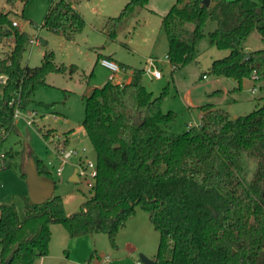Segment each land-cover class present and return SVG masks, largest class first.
<instances>
[{"label":"trees","instance_id":"obj_1","mask_svg":"<svg viewBox=\"0 0 264 264\" xmlns=\"http://www.w3.org/2000/svg\"><path fill=\"white\" fill-rule=\"evenodd\" d=\"M75 1L53 0L39 27L72 39L85 25ZM147 3L127 0L118 15L108 17L104 30L109 39ZM10 14L0 9V45L13 41L0 57V75L6 76L0 89L1 168H8L19 154L3 146L15 128V106L27 109L35 90L46 85V76L67 69L55 63L51 50L43 52L39 65H22L30 35L12 25ZM208 20L216 22L207 34L210 45L228 51L211 61L208 73L240 82L259 72L264 88V0H209L208 5L175 0L160 22L171 72L196 59L195 46L205 36ZM254 28L263 48L246 57L242 44ZM103 57L110 59L102 54L97 59ZM75 69L71 64L68 72ZM131 70L128 82L107 80L83 96L82 127L96 156L91 195L79 211L67 215L51 170L32 156L38 173L54 180V192L41 204H29L24 195L21 217L13 203L0 204V264H37L48 253L53 222L70 236L106 232L116 247V233L137 205L159 234L153 264H264V96L257 108L234 117L211 103L202 104L199 124L173 133L162 126L175 116L161 109L166 92L154 96L141 82L143 68ZM136 113L143 120L139 125L132 123ZM245 156L255 161L251 171L244 166ZM20 174L25 178L23 170Z\"/></svg>","mask_w":264,"mask_h":264},{"label":"rangeland","instance_id":"obj_2","mask_svg":"<svg viewBox=\"0 0 264 264\" xmlns=\"http://www.w3.org/2000/svg\"><path fill=\"white\" fill-rule=\"evenodd\" d=\"M52 1L28 0L25 4L17 2L11 6L6 0H0V9L11 10L10 17L18 23L21 30L26 31L30 37L39 36L37 44L27 42L25 45L21 64L39 65L43 52L51 50L55 63L67 67L62 73H49L46 76V85L35 90L32 96L34 102L27 108L36 113L34 122L27 127L23 119L16 120L15 128L3 145L5 148L19 151V154L8 168L0 169V204L13 203L19 215L23 214V196H27L26 181L20 172L30 157L35 156L44 162L50 160L55 166L58 163L55 149L64 147L80 150L85 147L83 160L96 164L95 151L82 127V120L83 96L89 94L88 86L100 87L108 80L109 71L100 64L98 54L117 59L126 65L123 66L124 71L116 73L112 82L129 80L132 68H142L148 57L154 59L161 70V77L153 79L142 73L141 82L154 96L166 92L161 109L175 113L174 118L166 123L167 129L173 133H181L188 124L196 125L199 121L197 109L188 108L183 104L184 94L193 104L211 97V101L220 105L218 108L225 109L232 117L247 114L262 103L263 75L259 72L255 73V80L250 75L243 77L240 82L225 76H218L215 80L216 77L208 73L211 60L221 58L228 52L210 45L208 41V32L216 27L213 20L206 21L203 26L205 36L195 46L196 59L171 72L166 58L167 39L160 22L162 8L166 4L168 8L175 0H149L146 7L138 10L135 16L124 23L112 40L105 33V21L108 17L118 15L127 0L75 1L74 5L84 18L85 25L72 39L39 27ZM21 11L24 17L20 16ZM187 27L191 29L192 25L188 24ZM42 40H46V45ZM12 45V40L4 41L0 45V57H3ZM242 45L246 48V53L263 48L256 28L250 31ZM71 64H74L76 69L69 73ZM202 73H206L208 78H202ZM217 87L223 88L224 92H213ZM208 93L211 95L208 96ZM37 102L49 106L38 105ZM164 125L165 123L162 124ZM26 127L29 130V139L25 136ZM44 134H47V137ZM65 139L67 143L64 146L62 141ZM77 163L76 156L70 157L63 166L61 175H57L51 167L57 185L55 192L60 194L65 212H77L92 193L87 185V181L92 182L91 177L79 179L75 171L76 178L68 179ZM254 165L253 159L244 157V166L248 171H251ZM50 229L48 253L41 264H103L102 260L106 255L110 260L105 264H136L140 255L153 258L159 240L158 231L151 223L148 213L139 205L134 207L132 216L117 231L116 247L111 245L106 232L70 236L58 222H53Z\"/></svg>","mask_w":264,"mask_h":264},{"label":"built area","instance_id":"obj_3","mask_svg":"<svg viewBox=\"0 0 264 264\" xmlns=\"http://www.w3.org/2000/svg\"><path fill=\"white\" fill-rule=\"evenodd\" d=\"M12 25L18 26V23L16 21H12ZM28 42L32 45L37 44L39 42L37 35L31 36ZM100 64L110 71V74L108 75V80L110 81L114 79V77L116 76V73L124 71V67H121L115 61L105 58V57L100 58ZM143 73L144 74L146 73L150 78H153V79H159L162 75L161 70L157 67L153 58H149L146 61V64L143 67ZM255 73L256 72L254 71L251 74V78L254 80L257 78ZM5 80H6V76L0 75V83L4 84ZM122 82L123 81H120L118 83L121 84ZM35 115L36 113L34 111L27 110V109H20L18 106H15L13 118L15 121L19 118L23 119L26 123V126L28 127L34 122ZM189 126L191 125H188V127ZM55 150L57 151L55 152V156L56 158H58V163L55 164L54 166L50 160L46 161V164L49 167V169L51 170V167H52L57 175H61L63 171V166L65 165V163H67L68 159L72 156H76L78 158V163L76 164L75 171L77 172L79 179L80 177H83L84 179H86L87 176L91 177L93 180L92 182L87 181V185L89 188H92L93 183H94V177L96 175V164H94L92 161L83 160L85 156V152H86L85 147H82V149L80 150H77L76 148L66 149L64 147L59 148V150L57 149ZM4 157H5L4 152L0 151V169H1V163ZM108 261H109V256L106 255L103 258L102 262L103 264H105ZM136 264H143V263L139 260L136 262Z\"/></svg>","mask_w":264,"mask_h":264},{"label":"water","instance_id":"obj_4","mask_svg":"<svg viewBox=\"0 0 264 264\" xmlns=\"http://www.w3.org/2000/svg\"><path fill=\"white\" fill-rule=\"evenodd\" d=\"M204 5L209 4V0H202ZM248 57V53L245 55ZM143 122L139 113H136L132 118L134 125H139ZM26 139H29V130L25 128ZM23 173L25 174V181L27 185V196L29 204H41L50 199L54 192V180L45 175L38 173L35 162L32 157L23 165ZM76 178V172L74 171L73 177ZM140 261L143 264H153V260L140 255Z\"/></svg>","mask_w":264,"mask_h":264},{"label":"crops","instance_id":"obj_5","mask_svg":"<svg viewBox=\"0 0 264 264\" xmlns=\"http://www.w3.org/2000/svg\"><path fill=\"white\" fill-rule=\"evenodd\" d=\"M149 1V0H148ZM73 6H74V8L77 10V8L75 7V5L73 4ZM171 6V5H170ZM170 6H168V8L170 7ZM167 7V4H166V6H164V8H162L163 10H161L162 12V15L168 10V8H166ZM148 9H150L151 11H154L153 9H151V8H148ZM78 11V10H77ZM79 12V11H78ZM34 36V35H33ZM37 37H39V36H37ZM244 49H246L245 47H244ZM149 58H151V57H148L146 60H145V62H144V66H145V64H146V61L149 59ZM111 60H113V61H115L116 63H122V62H120L119 60H114V59H112V58H110ZM212 61V60H211ZM167 62H168V60H167ZM124 66H126L124 63H122ZM168 64H169V62H168ZM210 64H211V62H210ZM144 66H142V68L144 67ZM210 66V65H209ZM169 67H170V64H169ZM105 68V67H104ZM171 68V67H170ZM108 70V69H107ZM109 71V70H108ZM131 72H132V70H131ZM109 74H110V71H109ZM108 74V75H109ZM212 76H215V75H212ZM108 77V76H107ZM130 77H131V75H130ZM201 77L202 78H205V79H207L208 78V75H206L205 74V76L203 77L202 75H201ZM216 77V79L215 80H217V78H218V76H215ZM129 80H130V78H129ZM129 80H127V81H123V82H128ZM107 81V80H106ZM115 83H118V82H115ZM88 87H90L89 88V93H90V91L92 90V88H94L93 86H88ZM235 87V86H234ZM213 92H224V90H223V88H221V87H217V88H215V89H213ZM208 96H210L211 95V93H208L207 94ZM211 99V97H207L206 98V100L205 101H203V102H201V103H198V104H193L192 102H191V100L189 99V98H186V96H185V94H184V97L182 98V102H183V104L185 105V106H187L188 108H196L197 109V111H198V117H199V121H200V117H201V114H202V112H201V110H200V108H199V106L200 105H202V104H205V103H211L214 107H220V105L217 103H215V102H213V101H211L210 100ZM166 111H168V110H166ZM21 119V118H20ZM18 120V119H17ZM198 121V122H199ZM188 125H191V124H188ZM188 127V126H187ZM164 128L167 130V131H169V132H171L170 130H168L167 129V127H166V124L164 125ZM186 129V128H185ZM68 138H69V134H68ZM74 171H75V169L73 170V172L68 176V179L70 180L72 177H73V173H74ZM84 203V202H83ZM82 203V204H83ZM82 204H81V206H82ZM79 211V210H78ZM18 212V211H17ZM23 213V212H22ZM73 212H71V211H67L66 210V214L67 215H70V214H72ZM19 215V214H18ZM23 215V214H22ZM22 215H19L20 217L22 216ZM45 257V256H44ZM44 257H42V258H40L39 260H38V264H41V261H42V259L44 258ZM110 260V259H109ZM108 263H109V261H108Z\"/></svg>","mask_w":264,"mask_h":264}]
</instances>
